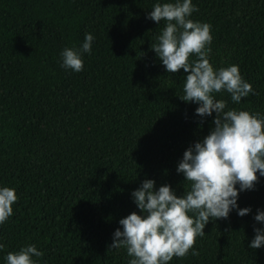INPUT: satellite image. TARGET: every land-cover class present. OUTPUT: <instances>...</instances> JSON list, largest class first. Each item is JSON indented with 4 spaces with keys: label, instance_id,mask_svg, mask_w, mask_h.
Segmentation results:
<instances>
[{
    "label": "trees",
    "instance_id": "trees-1",
    "mask_svg": "<svg viewBox=\"0 0 264 264\" xmlns=\"http://www.w3.org/2000/svg\"><path fill=\"white\" fill-rule=\"evenodd\" d=\"M165 0H0V187L15 189L13 215L0 224V264L35 245L38 264H128L110 248L119 220L135 211L145 179L188 190L177 172L184 151L214 127L185 102L186 73H167L150 46L159 25L148 13ZM174 2V0H172ZM190 19L211 25L214 69L238 65L254 93L229 109L264 116V0H192ZM94 36L84 69L61 67L64 48ZM191 59H196L195 56ZM227 110V109H226ZM240 191L239 216L209 220L195 250L169 264H264L249 247L264 211V176ZM239 189V185H236Z\"/></svg>",
    "mask_w": 264,
    "mask_h": 264
},
{
    "label": "clouds",
    "instance_id": "clouds-1",
    "mask_svg": "<svg viewBox=\"0 0 264 264\" xmlns=\"http://www.w3.org/2000/svg\"><path fill=\"white\" fill-rule=\"evenodd\" d=\"M198 11L192 0L157 2L148 18L164 27L150 48L156 53L167 73L181 69L187 74L183 86L185 102H195L200 117L212 116L214 127L188 147L178 163L189 184L183 195L177 196L170 185L154 189L155 181L145 179L132 192L140 214L133 211L119 220L122 230L113 233L110 248L126 249L128 264H169L173 257L183 258L195 250L197 237L205 235L209 220L227 219L237 210L239 216L250 208H239L240 191L254 188L257 172L264 176V116L247 110L229 109L227 101L217 99V93L227 92L234 103L254 93L252 85L241 76L238 65L214 69L209 60L212 42L211 25L190 19ZM94 36L86 33L79 49L64 48L61 67L80 72L84 69L82 53H90ZM195 56L196 59H191ZM227 109V110H226ZM239 185L237 189L236 185ZM15 189L0 187V224L13 215L17 201ZM254 219L264 222V211L258 210ZM252 249L264 246V228H254ZM4 248L0 244V249ZM44 253L35 245L9 251L6 264H38L33 257Z\"/></svg>",
    "mask_w": 264,
    "mask_h": 264
}]
</instances>
